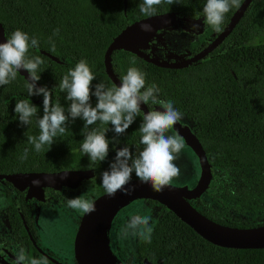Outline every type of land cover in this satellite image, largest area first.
Wrapping results in <instances>:
<instances>
[{
	"label": "trees",
	"instance_id": "16d2710c",
	"mask_svg": "<svg viewBox=\"0 0 264 264\" xmlns=\"http://www.w3.org/2000/svg\"><path fill=\"white\" fill-rule=\"evenodd\" d=\"M142 3L143 0H0V23L6 39L21 30L38 40V47H30L27 54L43 60L37 72L41 77L38 84L53 91V103L67 111L70 102L58 85L81 60L88 62L96 77L94 84L115 86L105 73L104 53L126 26L149 17L140 11ZM205 4L206 0H174L173 4L162 0L154 6L153 15L175 13L178 18L205 22ZM238 8L231 7L225 15L221 31ZM219 32L207 25L204 34L191 45V55L207 45L212 33ZM111 64L120 81L131 67L145 73L146 87L155 84L159 98L172 101L174 108L193 125L192 132L206 153L212 177L205 194L190 204L208 219L228 227L264 225V0H253L228 37L186 68H159L125 50L114 51ZM27 83L17 73L14 81L0 86V174L91 169L99 195L105 193L101 174L114 161L113 149L128 146L135 154L143 148L138 131L142 112L118 137L110 124L97 122L90 126L109 139V156L103 162H90L81 150L84 121L79 118L55 138L52 146L45 145L36 152L27 137L39 135L37 120L43 116V98L36 102L40 96L29 97ZM20 100L38 107L29 128L21 126L14 111ZM96 102L93 96V106ZM146 106L148 110L159 107ZM114 137L117 142L112 144ZM25 149L27 158L22 159ZM132 179H137L135 173ZM1 192L8 203L7 218L16 239L20 226L16 206L24 201L22 196L13 199L8 189ZM145 203L156 215L151 242L142 240L137 245L138 262L124 264H143L144 260L152 264H264V249L217 247L164 206L151 200Z\"/></svg>",
	"mask_w": 264,
	"mask_h": 264
},
{
	"label": "clouds",
	"instance_id": "9594fccd",
	"mask_svg": "<svg viewBox=\"0 0 264 264\" xmlns=\"http://www.w3.org/2000/svg\"><path fill=\"white\" fill-rule=\"evenodd\" d=\"M162 0H143L140 11L145 15L155 13L154 6L160 5ZM173 4L174 0H167ZM240 0H206L203 8L205 23L211 25L219 32L225 15L231 7H239ZM193 29H199L198 24L192 25ZM144 31H150L151 26L144 24ZM59 29L56 30V34ZM30 47H38V40L27 33L16 30L7 42L0 43V86L8 85L17 77L21 69L29 73L26 85L29 97H43V116H39L38 136H28L27 142L34 145L36 152L43 150L45 145L52 146L55 138L62 136L69 124L77 118L84 121L81 150L90 162L105 161L109 156L110 143L104 132L90 126L100 122L110 124L116 137L126 133L127 129L141 114V105H158L163 111L150 109L147 114L143 112L142 123L139 128L141 133L140 144L142 150L135 154L128 146L113 149L116 152L114 161L109 170L101 174L102 185L109 196H115L117 191L128 194L135 188L126 186L131 182L133 173L143 184H150L157 193L181 175V169L176 161L184 148L183 138L178 135H169V131L183 117L176 110L172 101L159 98V89L153 84L146 87L145 73L135 67L127 70V74L121 79L120 86L108 87L104 83H96V79L86 60H81L74 69H70L58 87L66 92V100L70 102L65 108L53 103V91L45 87H38L40 76L37 75L43 60L40 57L29 58ZM55 45L53 44V48ZM96 98V104L91 103L92 97ZM21 126L30 127L32 118L37 115L38 107L27 100L16 102L14 109ZM90 129V130H89ZM116 137L112 144L116 143ZM28 150L25 149L22 159H26ZM33 186L39 187L40 181L34 180ZM68 207L91 214L96 211L92 202L81 197L68 199ZM152 227L149 218L140 215L132 216L129 222L121 229L125 239L139 237L145 242H151ZM14 264H47V261L31 259L26 256L23 248H20Z\"/></svg>",
	"mask_w": 264,
	"mask_h": 264
},
{
	"label": "water",
	"instance_id": "95a60500",
	"mask_svg": "<svg viewBox=\"0 0 264 264\" xmlns=\"http://www.w3.org/2000/svg\"><path fill=\"white\" fill-rule=\"evenodd\" d=\"M253 0H243L228 25L212 40L206 47L190 58H184L177 62H166L152 57L146 51L150 50L152 41L159 37V33L165 30L176 29L178 18L175 13H161L146 17L126 26L117 36L113 38L104 53L105 73L115 86H120L121 81L114 74L111 64V55L114 51L125 50L136 54L143 61L164 69H183L203 59L216 49L235 28L244 15L248 6ZM148 24L150 31H144L142 26ZM7 42L5 31L0 23V43ZM45 54L43 51H39ZM53 61H59L50 56ZM18 74L28 82L29 74L21 69ZM38 87H41L39 84ZM42 96L36 102L42 100ZM158 111H163L156 107ZM155 108V109H156ZM154 109V110H155ZM142 114L149 111L147 106L141 105ZM176 135L183 138L185 144L196 155L200 166V177L196 186L168 185L163 192L157 193L150 184H143L138 179H132L126 186L128 189L135 188L125 194L124 191H117L115 196H109L107 192L98 196L92 201L96 211L83 213L74 238V260L76 264H97L93 253V236L102 219L123 200L141 199L151 200L164 206L172 212L181 222L186 224L198 236L217 247L227 249H264V225L253 228H233L216 223L200 212H198L190 201L200 198L208 189L212 172L211 165L202 145L190 130L189 126L183 125L180 121L172 127ZM94 175L90 170H64L57 173H13L0 174V181L11 184L16 190H27L26 199L35 198L38 201L44 200V188L60 189L63 186L76 189L83 180L92 178ZM39 180V187L33 186V181ZM128 202V201H127ZM122 207L118 208L119 209ZM109 246V241H108ZM111 252V251H110ZM112 254V252H111ZM113 256V255H112ZM114 260L116 258L113 256ZM1 262V260H0ZM117 262V261H116ZM118 264H122L117 262ZM143 264H152L144 260Z\"/></svg>",
	"mask_w": 264,
	"mask_h": 264
},
{
	"label": "rangeland",
	"instance_id": "374dc122",
	"mask_svg": "<svg viewBox=\"0 0 264 264\" xmlns=\"http://www.w3.org/2000/svg\"><path fill=\"white\" fill-rule=\"evenodd\" d=\"M178 27L176 29L165 30L159 33V37L152 41L148 54L152 57L166 62L181 61L186 57L190 51L191 45L198 40L204 33L207 25L202 19L181 18L178 19ZM198 24L199 29L194 30L192 25ZM180 122L183 125L189 126L193 130V125L182 118ZM169 135H176L171 129ZM184 142V141H183ZM184 148L180 153L179 159L176 161L177 166L181 169V175L172 181L171 185L183 186L189 188L194 186L200 176V167L193 152L184 143ZM4 184L0 183V212L6 206L5 199L2 195L1 189ZM99 193L94 181H86L83 183V190L81 193L73 194L72 198L81 197L83 200L92 202L98 197ZM53 223L51 224L52 231H50L51 243L57 244L54 249L69 256L72 249L73 240L75 237L76 218L83 214V211L75 210L70 207L66 209L55 208ZM140 215L149 218L150 226L152 227L156 215L154 209L141 199H133L120 208L117 215L113 218L110 229L108 230L107 238L110 242L109 248L112 255L117 262L122 264L132 261L138 262L137 245L142 241L139 237L132 238L129 236L125 239L121 233V229L126 226L132 216ZM52 247V245H50ZM72 264V260L68 261Z\"/></svg>",
	"mask_w": 264,
	"mask_h": 264
},
{
	"label": "flooded vegetation",
	"instance_id": "af4514ba",
	"mask_svg": "<svg viewBox=\"0 0 264 264\" xmlns=\"http://www.w3.org/2000/svg\"><path fill=\"white\" fill-rule=\"evenodd\" d=\"M219 33H212L211 38L207 39V45L212 40H214V38ZM192 56L193 55H191L189 51L188 55L184 58H190ZM189 150L193 152L190 148ZM195 158L197 159L196 155H195ZM86 170L92 171L94 176L87 180H83L76 189H70L64 186L60 189H54V188H48V187L44 188V200L43 201H38L35 198L26 199L27 190L18 191L12 185H11L12 187H10V186H7L5 182L0 181V183L4 184V187L1 189V191L3 189H8L10 193L12 194L13 199L17 200L18 197L22 196L23 201H24V204L22 205L17 204L16 206V212H17V216L19 218V224H20V226L18 227L19 233L16 239L11 233L12 232L10 229L11 226L7 218L8 203L6 201H5L6 206L4 210L0 212V260H1L0 264H14V261L16 259V256L20 248L24 249L25 254L29 258V260L31 259H38L41 261L46 260L47 264H68V261L71 259L72 264H76L74 260V252H73L74 240H73L72 249L69 251L70 252L69 256L66 255L64 252L60 254L59 253L61 252L60 250L59 252H57L54 249V247H57L56 246L57 244L51 243L50 231H52L51 224L53 223L54 213L56 211L55 208H58V209L68 208V199H71L73 194L82 192L84 182L94 181L95 186L98 190V186L95 181L96 176H95L94 171L91 169H86ZM50 173H57V172H50ZM196 184L194 186H196ZM183 186H186V185H183ZM194 186L190 187V189L193 188ZM82 215H79L76 218L75 234H76V231H77ZM50 245H52V247ZM109 245H110V242H109Z\"/></svg>",
	"mask_w": 264,
	"mask_h": 264
},
{
	"label": "bare ground",
	"instance_id": "6f19581e",
	"mask_svg": "<svg viewBox=\"0 0 264 264\" xmlns=\"http://www.w3.org/2000/svg\"><path fill=\"white\" fill-rule=\"evenodd\" d=\"M130 199V198H128ZM128 199L123 200L118 206H115L101 221L93 236V253L97 264H118L108 246V230L111 227L113 218L118 213L119 207H124Z\"/></svg>",
	"mask_w": 264,
	"mask_h": 264
}]
</instances>
